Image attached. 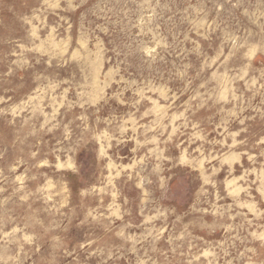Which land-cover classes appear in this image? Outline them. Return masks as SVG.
Masks as SVG:
<instances>
[{"label": "rangeland", "instance_id": "1", "mask_svg": "<svg viewBox=\"0 0 264 264\" xmlns=\"http://www.w3.org/2000/svg\"><path fill=\"white\" fill-rule=\"evenodd\" d=\"M0 264H264V0H0Z\"/></svg>", "mask_w": 264, "mask_h": 264}]
</instances>
